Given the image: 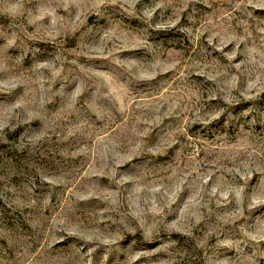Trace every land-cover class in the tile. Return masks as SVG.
Returning <instances> with one entry per match:
<instances>
[{"label": "rangeland", "instance_id": "1", "mask_svg": "<svg viewBox=\"0 0 264 264\" xmlns=\"http://www.w3.org/2000/svg\"><path fill=\"white\" fill-rule=\"evenodd\" d=\"M23 2L0 98L47 118L0 107V264H264V0Z\"/></svg>", "mask_w": 264, "mask_h": 264}, {"label": "clouds", "instance_id": "2", "mask_svg": "<svg viewBox=\"0 0 264 264\" xmlns=\"http://www.w3.org/2000/svg\"><path fill=\"white\" fill-rule=\"evenodd\" d=\"M56 7H64V4L58 2L56 4ZM10 9L15 10V15L12 17V19L14 21H18L22 16L25 15L27 6L23 2V0H16L15 4H9L7 0H0V12L7 13ZM0 71L10 74V80L8 81L9 83L19 82L25 84H34L37 82L32 81L30 77L25 76L23 73L17 76L14 72H12L11 69L7 67V65L0 64ZM0 107H4L5 111L11 113L13 115V119H16L17 123L21 124L25 123L28 119H40L43 121L47 118L45 110L43 108V104L36 95L35 90H33V94L31 96H28L27 93H25L24 95L17 93L13 97L8 99L0 98ZM13 127H15V124L13 125ZM47 131L48 129L43 130L45 134L47 133ZM256 199H258L260 203H264V193L256 196ZM248 206L254 207V205L251 203V197L248 198ZM252 215L253 217H264V209L257 208L256 212Z\"/></svg>", "mask_w": 264, "mask_h": 264}]
</instances>
